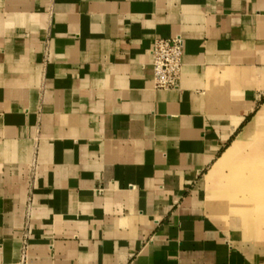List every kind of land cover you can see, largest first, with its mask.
<instances>
[{
    "label": "crops",
    "instance_id": "obj_1",
    "mask_svg": "<svg viewBox=\"0 0 264 264\" xmlns=\"http://www.w3.org/2000/svg\"><path fill=\"white\" fill-rule=\"evenodd\" d=\"M263 110L264 0H0V264H257L207 178Z\"/></svg>",
    "mask_w": 264,
    "mask_h": 264
},
{
    "label": "bare ground",
    "instance_id": "obj_2",
    "mask_svg": "<svg viewBox=\"0 0 264 264\" xmlns=\"http://www.w3.org/2000/svg\"><path fill=\"white\" fill-rule=\"evenodd\" d=\"M253 129H251L249 137L242 136L236 143V149H229L218 162L221 167L229 165L231 160L238 162V164L230 166L229 179L231 180L227 181L224 188L218 187V191L223 192L218 195L214 190L213 182L208 185V190L215 191L214 194H208L209 203L214 207H221L225 215L227 214L225 204L228 200L246 207L240 213L235 212L240 214L242 224H244L243 229L246 231L247 236L251 235L249 232L250 223L258 217L259 222L261 221L260 218L264 219V146L259 144L260 140L255 139L260 129L255 132L257 134H252ZM245 143L250 145L248 152L242 151V146ZM213 197H217L222 201L215 205L212 200Z\"/></svg>",
    "mask_w": 264,
    "mask_h": 264
},
{
    "label": "rangeland",
    "instance_id": "obj_3",
    "mask_svg": "<svg viewBox=\"0 0 264 264\" xmlns=\"http://www.w3.org/2000/svg\"><path fill=\"white\" fill-rule=\"evenodd\" d=\"M264 111H262V113L260 114L258 120L254 123V125L247 130L246 132L243 133V137H249L250 136V132L251 129H253L252 134L255 133L257 134L255 139L260 140V145L264 146ZM263 126V127H262ZM237 147V145H233L231 150H235ZM250 148L249 144H243L242 146V151L248 152ZM234 164H238V162H234V160H231V162L229 163V165H225L224 167H221V165H219L218 163L214 166L213 170L211 171L210 175L207 178V189H208V185H211V183L214 185V190L216 191V194L219 195V193H222L223 191H218V187H225L224 185H227V181L231 180L229 179V175H230V169H231V165ZM212 187V186H211ZM215 191L208 190V194L211 193H215ZM214 196V195H213ZM213 202H215V205L220 203L222 200H219L217 197H213L212 198ZM226 210H227V214L225 215L221 209V207H214V209H216L217 213L220 215H223V222L225 224V226L231 230V232L233 233L234 237L236 238V240L244 246H248L250 248L255 249L256 251H258V257H257V264H264V219L260 218V222H259V217L258 219H254V221H252L250 223V233L251 235L247 236L246 231L243 229L244 228V224H242L243 222L241 221V216L240 213L241 211L245 210L246 207L242 206V205H237V203H233L232 201H226ZM247 206V205H246ZM248 208V207H247ZM238 213H236V212ZM226 216V217H225ZM245 222V221H244Z\"/></svg>",
    "mask_w": 264,
    "mask_h": 264
},
{
    "label": "built area",
    "instance_id": "obj_4",
    "mask_svg": "<svg viewBox=\"0 0 264 264\" xmlns=\"http://www.w3.org/2000/svg\"><path fill=\"white\" fill-rule=\"evenodd\" d=\"M150 54L155 89H178L183 68V40L180 37L157 40ZM28 232L25 226L19 264H27Z\"/></svg>",
    "mask_w": 264,
    "mask_h": 264
}]
</instances>
